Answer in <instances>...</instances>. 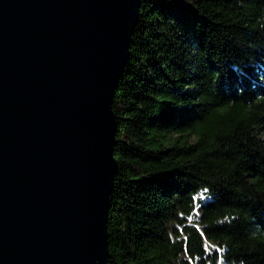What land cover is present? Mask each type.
<instances>
[{
  "label": "trees",
  "instance_id": "16d2710c",
  "mask_svg": "<svg viewBox=\"0 0 264 264\" xmlns=\"http://www.w3.org/2000/svg\"><path fill=\"white\" fill-rule=\"evenodd\" d=\"M139 7L106 264H264V0Z\"/></svg>",
  "mask_w": 264,
  "mask_h": 264
},
{
  "label": "water",
  "instance_id": "95a60500",
  "mask_svg": "<svg viewBox=\"0 0 264 264\" xmlns=\"http://www.w3.org/2000/svg\"><path fill=\"white\" fill-rule=\"evenodd\" d=\"M141 0H0V264H106L113 95Z\"/></svg>",
  "mask_w": 264,
  "mask_h": 264
},
{
  "label": "snow or ice",
  "instance_id": "6c2138e0",
  "mask_svg": "<svg viewBox=\"0 0 264 264\" xmlns=\"http://www.w3.org/2000/svg\"><path fill=\"white\" fill-rule=\"evenodd\" d=\"M189 219H191V217Z\"/></svg>",
  "mask_w": 264,
  "mask_h": 264
}]
</instances>
